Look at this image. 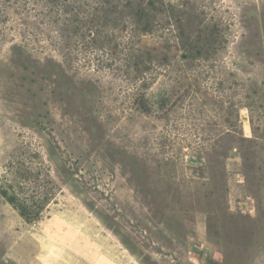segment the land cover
<instances>
[{
	"label": "rangeland",
	"instance_id": "obj_1",
	"mask_svg": "<svg viewBox=\"0 0 264 264\" xmlns=\"http://www.w3.org/2000/svg\"><path fill=\"white\" fill-rule=\"evenodd\" d=\"M0 264H264V0H0Z\"/></svg>",
	"mask_w": 264,
	"mask_h": 264
},
{
	"label": "trees",
	"instance_id": "obj_2",
	"mask_svg": "<svg viewBox=\"0 0 264 264\" xmlns=\"http://www.w3.org/2000/svg\"><path fill=\"white\" fill-rule=\"evenodd\" d=\"M4 194H5V192H4ZM10 201H12V202H13L12 198L10 199Z\"/></svg>",
	"mask_w": 264,
	"mask_h": 264
}]
</instances>
